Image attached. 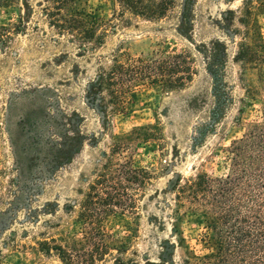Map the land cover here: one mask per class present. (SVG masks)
Segmentation results:
<instances>
[{
	"label": "rangeland",
	"instance_id": "374dc122",
	"mask_svg": "<svg viewBox=\"0 0 264 264\" xmlns=\"http://www.w3.org/2000/svg\"><path fill=\"white\" fill-rule=\"evenodd\" d=\"M51 6L0 0V264H61L37 241L80 237L78 203L119 141L132 142L128 153L153 178L136 214L105 222L111 249L95 264H183L178 237L199 249L205 228L198 213L177 218L172 187L201 172L226 174L231 142L260 121L264 63L257 54L240 61L238 52L264 42V8L253 2L245 26L243 0H173L154 20L122 15L115 0H76V9L106 25L103 43L86 49L49 24ZM122 47L132 55L186 51L194 73L180 88L124 93L126 110L104 117L85 103L86 85ZM72 113L81 119L78 151L48 172L40 145L60 142L57 126L71 136ZM148 125L156 140H132L134 128Z\"/></svg>",
	"mask_w": 264,
	"mask_h": 264
},
{
	"label": "trees",
	"instance_id": "16d2710c",
	"mask_svg": "<svg viewBox=\"0 0 264 264\" xmlns=\"http://www.w3.org/2000/svg\"><path fill=\"white\" fill-rule=\"evenodd\" d=\"M123 15L129 12L137 17L154 20L166 15L173 0H115ZM52 4L47 16L49 24L58 33L70 35L84 48L103 43L105 24L90 13L75 8L76 0H49ZM253 2L264 8V0H243L244 17L250 13ZM248 28V27H247ZM250 28V27H249ZM248 32V30H247ZM0 32V38H2ZM246 37V36H245ZM254 48L242 45L238 52L240 61H250L253 54L264 63V42ZM193 68L188 52L132 55L122 47L107 67L98 70L85 90V103L102 116L114 115L126 110L124 93L131 94L141 87L159 85L163 89H176L191 80ZM71 136L61 135L60 142L40 145L48 163V172L71 161L72 149L81 134L75 126L81 119L76 113L69 118ZM132 140H156L152 125L133 129ZM50 138V136L48 137ZM132 142H113L103 154V162L88 183L78 203V219L81 221L80 237L64 236L58 243L54 238L37 241L39 251L57 253L61 264H95L96 260L110 253V233L105 222L115 214H136L138 201L153 178L144 166L135 165L129 152ZM72 151V152H71ZM228 152V171L224 175L201 172L194 177L177 178L173 184L175 214L179 219L185 211L198 213L204 221L199 249L189 248L178 237L183 249V264H264V99L260 121L250 122L244 134L234 139ZM48 156H52L49 158ZM38 173L47 176L44 170ZM177 234H179L177 225ZM91 244H95L92 247Z\"/></svg>",
	"mask_w": 264,
	"mask_h": 264
}]
</instances>
